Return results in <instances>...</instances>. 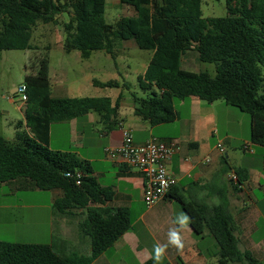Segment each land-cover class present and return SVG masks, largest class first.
<instances>
[{"label":"trees","instance_id":"obj_1","mask_svg":"<svg viewBox=\"0 0 264 264\" xmlns=\"http://www.w3.org/2000/svg\"><path fill=\"white\" fill-rule=\"evenodd\" d=\"M119 1L133 8L135 15L108 24L107 0H0V53L35 49L31 43L34 28L39 23L58 24V18L66 15L64 49L79 51L83 60L97 51L116 59L119 42L128 41L153 53L138 78L140 89L149 96L131 94L137 117L152 126L170 124L179 119L176 100L224 101L249 114L251 142L264 148V0H227L228 15L221 18H205L203 0ZM191 50L198 52L202 63L215 65L214 75L182 68V56ZM50 71V59L44 56L36 75L24 79L25 121L16 124L15 140L0 136V184L24 178L42 191L60 190L55 212L82 216L80 229L89 237L92 253L67 256L53 245L0 241V264H92L133 226L128 209L106 207L110 190L92 177L88 161L49 146L53 123L91 112L101 117L106 132L116 129L120 98L115 102L109 97L54 98ZM94 85L130 90L116 80H95ZM223 162L228 164L227 157L223 156ZM236 173L234 191L249 179L248 171ZM175 199L190 217L195 235L209 231L216 238L219 264H264L251 252L240 250L228 196L214 208L180 196ZM179 264L184 262L180 259Z\"/></svg>","mask_w":264,"mask_h":264},{"label":"crops","instance_id":"obj_2","mask_svg":"<svg viewBox=\"0 0 264 264\" xmlns=\"http://www.w3.org/2000/svg\"><path fill=\"white\" fill-rule=\"evenodd\" d=\"M73 52L63 50L66 57ZM198 62H201L198 52L191 50L182 56L181 66L192 72L190 68ZM65 63H61L60 70H54L51 65L54 98H70ZM119 98V126L111 132H106L101 117L94 112L53 123L50 127V148L76 153L88 161L92 177L101 187L110 190L106 207L126 208L131 213L132 229L92 264H148L155 261L154 246L157 244L167 245L160 264H179L180 259L184 264H219V246L209 231L197 236L190 220L187 228H181L176 222L180 214L186 212L175 196L211 208L228 196L240 250L249 251L264 262V148L253 144L251 135L249 142L251 122L244 116L245 112L240 109L236 112L237 108L224 101L209 104L191 97L175 101L179 113L177 121L152 126L134 114L136 104L131 95L121 92L111 99L115 102ZM18 109L22 113L19 121H25L24 105ZM125 129L133 132L137 145L156 138L178 147L168 163L178 183L152 208L144 201L143 174L106 154L107 148L122 145ZM219 143H237L244 155L231 157L226 150V165L217 150ZM237 170L242 175L248 171L249 179L234 191L233 185L237 183L231 181L230 174H237ZM61 196L60 190L42 191L24 178L0 184V241L53 245L67 256H90L91 241L80 229L82 216L57 214L54 210ZM172 229L178 230L182 238L184 246L180 250L169 244Z\"/></svg>","mask_w":264,"mask_h":264},{"label":"rangeland","instance_id":"obj_3","mask_svg":"<svg viewBox=\"0 0 264 264\" xmlns=\"http://www.w3.org/2000/svg\"><path fill=\"white\" fill-rule=\"evenodd\" d=\"M227 0H203V13L205 18L226 17ZM133 8L120 4L119 0H107L105 20L108 24L115 23L121 17L134 16ZM68 16L61 15L58 24L39 23L33 30L32 45L35 49L25 51H3L0 53V136L15 140L16 124L22 118L18 107H22L19 96L12 90L24 84L27 76L36 75L41 57L48 56L54 70L62 68L65 63V78L69 79L70 98H101L115 99L123 92L130 96L136 93L139 97L147 98L149 93L143 92L139 87L138 78L143 75L152 58V52L140 50L134 41L119 42L116 49L117 58L113 59L105 51L94 52L90 59L83 60L79 51H74L70 57L63 54L66 34L64 23ZM192 72L208 71L215 74V65L194 63ZM118 81L121 85L130 86V90L123 88H99L94 81ZM240 112L238 109H234ZM249 119V114L244 113ZM245 133V130H244ZM249 142L251 127L249 129ZM224 145V144H223ZM225 150L232 157L244 155L237 143L224 145Z\"/></svg>","mask_w":264,"mask_h":264},{"label":"built area","instance_id":"obj_4","mask_svg":"<svg viewBox=\"0 0 264 264\" xmlns=\"http://www.w3.org/2000/svg\"><path fill=\"white\" fill-rule=\"evenodd\" d=\"M27 88L23 84L15 92L20 102H27ZM220 155H225L222 143L217 145ZM178 151L174 143L164 142L156 138L148 140L145 144L137 145L134 142L133 132L124 130V138L121 146L107 148L106 154L121 163L137 169L145 178L144 201L148 208H152L162 201L177 185V178L171 174L168 163ZM80 178V174H78ZM232 182L237 183V175L230 174ZM78 184L80 182L78 181Z\"/></svg>","mask_w":264,"mask_h":264},{"label":"clouds","instance_id":"obj_5","mask_svg":"<svg viewBox=\"0 0 264 264\" xmlns=\"http://www.w3.org/2000/svg\"><path fill=\"white\" fill-rule=\"evenodd\" d=\"M190 217L186 213H181L180 216L177 218V223L181 228H187L189 224ZM169 244L176 247L178 250L183 248V241L179 234V231L176 229H172L169 231ZM167 249V245H155L154 246V259L156 264H160V261L163 259L165 251Z\"/></svg>","mask_w":264,"mask_h":264}]
</instances>
